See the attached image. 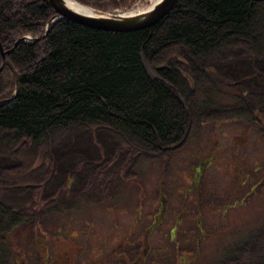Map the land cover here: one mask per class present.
Returning <instances> with one entry per match:
<instances>
[{"label":"trees","instance_id":"1","mask_svg":"<svg viewBox=\"0 0 264 264\" xmlns=\"http://www.w3.org/2000/svg\"><path fill=\"white\" fill-rule=\"evenodd\" d=\"M74 1L112 12L139 0ZM53 17L40 0H0V43L11 50L13 68L0 73V101L11 96L18 75L17 94L0 105V264L11 263L8 237L18 227L39 228L43 217L70 208L57 207L59 191L43 194L40 207L17 206L14 198L30 199L63 179L71 192L80 182L81 193L106 183L112 198L113 164L163 159L209 123L258 130L256 119L264 122V1L176 0L163 19L128 33L62 19L45 34ZM140 53L165 83L144 70ZM89 136L107 138L111 148L100 150L99 160L78 161L89 173L80 180L70 146ZM263 258L264 226L219 264Z\"/></svg>","mask_w":264,"mask_h":264},{"label":"rangeland","instance_id":"2","mask_svg":"<svg viewBox=\"0 0 264 264\" xmlns=\"http://www.w3.org/2000/svg\"><path fill=\"white\" fill-rule=\"evenodd\" d=\"M152 1L139 0L129 9L118 12L135 13L147 8ZM227 88L232 92V87L228 85ZM228 100L230 98L224 101ZM260 130L235 122L209 123L203 125L195 139L169 152L163 159L140 158L134 164L131 161L121 166L113 164L108 175L115 172V181L121 183L111 185L112 188L118 185L112 192V198L102 199L107 209L93 206L91 200L97 195L86 200L87 195L80 198L81 195L68 191L70 187H65V179L59 181L61 184L57 188L53 186L45 192L35 191L30 199L14 198L17 206L29 207L40 201V207L43 194L47 197L59 191L63 195L59 197L62 203L57 202V207L66 205L65 208L75 206V209L43 217L39 228L34 225L18 227L8 237L10 264H36V250L31 249L41 247L49 258L48 264H57L55 258L65 254L71 258L68 264L221 263L253 240L264 226V131ZM110 148L107 138L99 141L90 136L70 146L75 154L77 179L83 180L89 175L80 170L78 161L99 160L101 153L98 152L102 149L109 151ZM212 154L215 156L210 163L204 164ZM197 166L202 168L198 174L201 187L187 193V189L193 188L192 177ZM47 167L48 163H44L43 168ZM20 168L21 165L15 169ZM129 168L134 175L124 181ZM132 177L137 178L130 179ZM162 177V192H158L156 185ZM158 195L168 197L165 201L167 206L160 229L148 235L152 242L131 243L132 246L124 247L112 257L117 249H121L120 245L123 247L126 243L103 241L112 234V241L119 239L115 235H126L135 229L139 231V239L143 240L142 224L135 222L134 213L138 208L155 212ZM177 219L180 225L175 229L174 239L164 238L163 234L168 235ZM160 239H163L161 243L158 242ZM30 254L34 257H29ZM139 254L144 259L132 263L131 258ZM249 264H264V258Z\"/></svg>","mask_w":264,"mask_h":264},{"label":"water","instance_id":"3","mask_svg":"<svg viewBox=\"0 0 264 264\" xmlns=\"http://www.w3.org/2000/svg\"><path fill=\"white\" fill-rule=\"evenodd\" d=\"M42 1L53 13L54 17L47 23L45 34L47 33L48 27L51 24L58 22L59 20L65 19L75 23H79L94 29H99L107 32H120L128 33L133 31H138L144 28H148L159 20L163 19L172 9L176 0H158L153 5L148 8L135 12V13H108L103 11H98L92 8L89 13H79L73 11L71 8L63 2V0H40ZM251 1H264V0H251ZM87 8V7H86ZM44 37V36H42ZM25 39V38H24ZM39 40L35 38L30 39L28 43ZM10 51H3V48L0 44V72L5 66L9 67L12 71L13 68L7 60V55ZM140 61L144 70L154 78L164 82L155 72H153L147 65L143 54L140 53ZM15 77V88L12 95L5 100L0 101V105H3L9 102L15 97L18 91V75L14 72ZM165 83V82H164ZM180 103L185 107L183 100L178 96ZM184 138L175 146L168 149L178 148L185 140Z\"/></svg>","mask_w":264,"mask_h":264},{"label":"flooded vegetation","instance_id":"4","mask_svg":"<svg viewBox=\"0 0 264 264\" xmlns=\"http://www.w3.org/2000/svg\"><path fill=\"white\" fill-rule=\"evenodd\" d=\"M257 116V115H255ZM256 123H259V127L258 128H261L263 131H264V122L262 121V119H256L255 121ZM249 128H252L254 129L251 125H248ZM257 130V129H255ZM262 130H260V132H262ZM258 131V130H257ZM263 133V132H262ZM215 156V154L210 157L207 158V161L204 162V164H208L210 163V161L213 159V157ZM202 168L200 166H197V169L195 170V173L193 174V177H192V189H187V193L188 192H191L192 190L194 189H197L199 187H201V181L199 180V170H201ZM129 173L133 176L134 175V172L129 171ZM137 177H132L130 179H136ZM123 180H127L125 179V177H123ZM163 180V177L161 178V180L159 181V183L156 185V190L158 192H162L161 191V182ZM76 182V181H75ZM74 182V184H75ZM119 183L121 182H118V185ZM81 183L80 182H77L75 184V186L73 187L74 188V194L76 196H80V198H85L83 196L87 195L86 196V200H89L92 195H97L98 197L96 199H93L91 200V202L93 203V206H97V207H100V208H103V209H107V207L104 205L102 199L103 198H106V195H107V192H105V190L107 189L106 187V183L103 184L104 188L103 189L99 183V185H95L93 188L91 189H87L85 192L83 191L81 193V190H82V187L79 186ZM118 185H117V188H118ZM65 187H70V185L68 183H65ZM116 188V189H117ZM198 195H200V192L198 193ZM158 208L155 212H151L150 210H146L144 208H138V210L136 211V213H134V218H135V222H137L138 224H142V229H143V234L145 235V238L143 240H140L139 239V236H138V230H132L131 232H128L126 235L124 234H117L114 235L116 236V238H119V239H115L112 241V235H110V237L108 236V240H104L103 243H126L123 247L122 245H120L121 249H117L113 254H112V257L113 256H116L120 251L124 250L123 248L125 247L127 249L126 246H132L131 243H151L152 241L149 240L148 238V235L156 230H159L160 227H161V222H162V218L163 216L165 215V212H166V206H167V203L165 202L167 200V196H164V195H158ZM58 198V197H57ZM140 200V197L138 198V202ZM240 204V203H239ZM74 205V204H72ZM75 209V206H71L69 208V210H74ZM228 208H224V210H226ZM37 210V209H36ZM134 225V224H133ZM180 225V221L179 219H177L174 223V228L171 229L169 232H168V235L166 236L165 234H163V237L164 238H169L170 240H173L174 239V235H175V229L177 228V226ZM159 234H162L160 231H158ZM122 233V232H121ZM136 233V236L134 237V234ZM122 237V238H120ZM163 239H160V241H158L159 243H161ZM170 242V241H169ZM168 242V243H169ZM33 247V246H32ZM32 251H35L36 250V254H37V259L38 261H36V264H48L49 263V258L47 256V254H44V250H43V247H41V249L39 248H35V249H31ZM27 254V251L25 252V255ZM33 256L32 254L29 255V257ZM121 256H124V253H121ZM34 257V256H33ZM106 257L108 258L107 256V253H106ZM110 258V257H109ZM108 258V259H109ZM123 257H121L122 259ZM61 261H60V260ZM133 259L132 263L137 260V262L141 259H144L142 257H140V254L137 255L135 258H131ZM71 260V258H68L67 255H63V256H60L58 259L55 258V262L57 264H68V262Z\"/></svg>","mask_w":264,"mask_h":264},{"label":"bare ground","instance_id":"5","mask_svg":"<svg viewBox=\"0 0 264 264\" xmlns=\"http://www.w3.org/2000/svg\"><path fill=\"white\" fill-rule=\"evenodd\" d=\"M158 0H154L151 2V5H153L154 3H156ZM63 2L67 5V7L71 8L73 11L75 12H79V13H89L90 10L78 3H76L73 0H63ZM150 5V6H151Z\"/></svg>","mask_w":264,"mask_h":264}]
</instances>
